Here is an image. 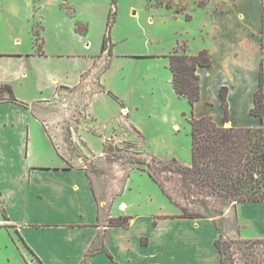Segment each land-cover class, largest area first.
Masks as SVG:
<instances>
[{"label": "crops", "instance_id": "obj_1", "mask_svg": "<svg viewBox=\"0 0 264 264\" xmlns=\"http://www.w3.org/2000/svg\"><path fill=\"white\" fill-rule=\"evenodd\" d=\"M110 5L115 16L117 3L111 0H0V16L11 21L7 28L26 22L38 34L24 43L13 34L0 42V264H32L31 256L41 264H220L214 219L180 216L179 206L145 170L130 175L114 198L119 210L112 209L111 216L129 215L128 223H105L84 158L66 145L69 128L80 125L79 141L94 148L99 125L105 129L107 123L98 115L110 101L101 83L109 63L105 68L102 63L112 60L114 41L104 29L109 46L99 49L91 29L103 31ZM173 11L176 24L158 53L168 67L161 122L172 131L148 133L138 106L129 113L122 103L115 121L119 126L124 119L152 155L189 166L192 117L210 115L223 126L263 125L264 118L250 109L264 68V7L263 0H206L188 9L190 17ZM177 44L183 45L179 53L207 49L210 55V63L195 70L199 97L193 106L173 87L169 55ZM221 87H226V120ZM84 90L78 105L60 99ZM73 107L81 110L78 120L72 119ZM224 209L225 235L264 238V200L227 202ZM98 241L103 248L87 254Z\"/></svg>", "mask_w": 264, "mask_h": 264}, {"label": "rangeland", "instance_id": "obj_2", "mask_svg": "<svg viewBox=\"0 0 264 264\" xmlns=\"http://www.w3.org/2000/svg\"><path fill=\"white\" fill-rule=\"evenodd\" d=\"M116 3L117 13L109 32L114 41L111 47L114 56L110 62L108 58H105L102 63L104 68L109 63V68L101 83L103 90L106 91L107 96H105L110 101L104 104V110L99 109L98 112L99 117L103 116L108 124L106 123L105 129H101L99 125L98 132L101 137H98L95 129L89 125V131L97 136L91 142L94 148L88 147L87 150L83 147L85 142L81 139V144L79 141L80 125H73V128H69L66 141L69 150L84 158V169L99 198L101 208L105 212L104 222H108V219L113 217L111 216L114 212L112 209L119 210L117 203L114 205V198L121 194L128 177L134 172L151 170L175 204L183 207L186 212H197L201 216L214 219L221 238L225 240L223 264H264V238L245 239L235 234H224L226 222L221 215L225 210L226 201L208 194L201 186L191 185L178 171L177 164L171 160L175 157L164 159L152 155L144 145L145 143L135 136L133 128L124 119L121 120L119 126L115 121L118 106L122 103L130 109L127 112H131L135 109L134 106H138L135 112L138 114L139 122L148 133H152L154 129L157 131L158 128L172 131L167 123L161 122L163 106L167 100L165 93L168 89H166L164 78L168 67L164 64L162 58L164 55L158 53L166 49L164 38L167 37L174 23L176 24L177 20H172L173 10L183 12L190 17L188 9L190 10L192 6H203L206 0H116ZM4 16L5 14L0 16V42H6L11 34L23 43L34 36L38 37L37 32L33 34L35 30L26 22L18 24L16 29L7 28L9 27L7 22L11 21L5 20ZM105 25L103 31L99 28L91 29L94 41H98L99 49L106 35ZM76 29L82 31V25H77ZM107 42L108 40L104 49L109 46ZM182 48V44H177L175 47L177 51ZM153 75L156 79L162 80V83L156 84ZM92 89L89 88L86 91L89 92ZM62 97L60 99L63 101L78 105L86 95L84 90L81 94L77 92L75 95ZM98 106L103 108V103ZM71 111L72 119L78 120L81 110L73 107ZM88 118L89 122L96 124L92 121L93 116L88 115ZM188 123L191 125L190 122ZM262 127L264 130V119ZM182 132H184L183 128ZM174 137L179 139L176 135ZM187 137L191 142V131ZM188 153L191 156V151ZM228 218L233 221L234 215L230 213ZM102 236H99L101 240H103ZM99 245L98 241L94 247H99ZM31 262L41 264L33 256H31Z\"/></svg>", "mask_w": 264, "mask_h": 264}, {"label": "trees", "instance_id": "obj_3", "mask_svg": "<svg viewBox=\"0 0 264 264\" xmlns=\"http://www.w3.org/2000/svg\"><path fill=\"white\" fill-rule=\"evenodd\" d=\"M116 5V0H112ZM168 6V5H167ZM115 8L110 7L106 21L109 33L114 21ZM108 35L102 40L104 49ZM40 47V45H38ZM210 63L207 49H201L196 54L179 53L175 50L169 55V65L172 72V83L175 91L187 98L193 106L199 97V76L195 72L197 66ZM264 68L261 66L259 85L254 92V104L250 112L262 120L264 118ZM9 89V86H7ZM220 95L224 109V119H227L228 105L226 87H221ZM191 123V165L185 166L171 158L177 164L178 171L191 185L203 187L208 194L215 195L227 202L241 200H264V130L258 127L223 126L218 125L210 115L192 117ZM155 156V155H154ZM157 182L163 193L172 200L155 173L147 171ZM177 204V203H176ZM178 205V204H177ZM179 206V205H178ZM180 216L203 217L197 212H186L183 207ZM129 215H118L108 219V225H126ZM220 235L215 244L220 252V264L224 263L223 249L225 240ZM103 247L90 248L87 252L100 250ZM81 264H85L83 260Z\"/></svg>", "mask_w": 264, "mask_h": 264}, {"label": "built area", "instance_id": "obj_4", "mask_svg": "<svg viewBox=\"0 0 264 264\" xmlns=\"http://www.w3.org/2000/svg\"><path fill=\"white\" fill-rule=\"evenodd\" d=\"M113 7V6H112Z\"/></svg>", "mask_w": 264, "mask_h": 264}]
</instances>
